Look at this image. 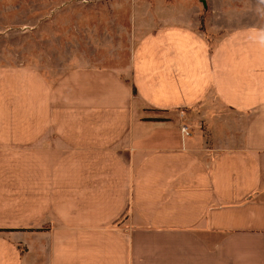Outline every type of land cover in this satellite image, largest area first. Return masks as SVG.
Wrapping results in <instances>:
<instances>
[{
  "label": "crops",
  "instance_id": "0c3cea01",
  "mask_svg": "<svg viewBox=\"0 0 264 264\" xmlns=\"http://www.w3.org/2000/svg\"><path fill=\"white\" fill-rule=\"evenodd\" d=\"M181 2L125 73L0 63V264H264V0Z\"/></svg>",
  "mask_w": 264,
  "mask_h": 264
},
{
  "label": "rangeland",
  "instance_id": "374dc122",
  "mask_svg": "<svg viewBox=\"0 0 264 264\" xmlns=\"http://www.w3.org/2000/svg\"><path fill=\"white\" fill-rule=\"evenodd\" d=\"M13 1L24 11L23 0ZM48 1L49 7L42 5L45 0L33 1V11L38 14L34 22L1 28L0 63L6 58L30 64L50 78L80 65L108 66L125 73L138 39L153 25L148 21L151 10L143 2L154 0ZM195 3L198 0H182L181 9L192 4L186 11L189 15ZM203 27L204 20L200 22ZM180 112H184L183 118ZM177 116L185 120L188 114L179 110Z\"/></svg>",
  "mask_w": 264,
  "mask_h": 264
},
{
  "label": "built area",
  "instance_id": "2783aa9c",
  "mask_svg": "<svg viewBox=\"0 0 264 264\" xmlns=\"http://www.w3.org/2000/svg\"><path fill=\"white\" fill-rule=\"evenodd\" d=\"M179 115H180L181 118H183V116H184V112H180ZM181 130H182V132H183L185 135H189V131H188V128H187L186 125H182V126H181Z\"/></svg>",
  "mask_w": 264,
  "mask_h": 264
},
{
  "label": "trees",
  "instance_id": "16d2710c",
  "mask_svg": "<svg viewBox=\"0 0 264 264\" xmlns=\"http://www.w3.org/2000/svg\"><path fill=\"white\" fill-rule=\"evenodd\" d=\"M201 23H203V19H201ZM201 29H203V28H201Z\"/></svg>",
  "mask_w": 264,
  "mask_h": 264
}]
</instances>
